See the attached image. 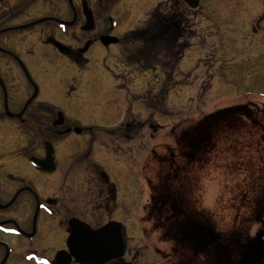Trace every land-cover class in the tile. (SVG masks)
Returning <instances> with one entry per match:
<instances>
[{
	"label": "flooded vegetation",
	"instance_id": "obj_1",
	"mask_svg": "<svg viewBox=\"0 0 264 264\" xmlns=\"http://www.w3.org/2000/svg\"><path fill=\"white\" fill-rule=\"evenodd\" d=\"M87 1L95 18L91 31L83 30L86 22L84 0H0V264H34L39 251L49 249L54 253L49 264H53L56 255L68 249L69 221L78 218L90 224L78 216L75 209H68L73 187L68 186L67 180L75 171H80L76 159L81 154L74 152L66 136L75 132L78 125L71 123L53 101L61 99L68 78L74 84L71 91L77 90L79 76L84 78L94 61L99 64L106 61L91 57V52L130 42L118 35L119 25H109L112 16L108 15L101 22L97 9ZM113 2L98 1L102 11L113 9ZM261 19H264V11ZM102 35L117 36L119 41L104 46L100 40ZM88 41L93 43L83 51ZM137 62L128 54L124 63L145 72ZM70 70L74 73L69 76ZM117 75L118 80L124 78ZM124 84L122 86L127 85ZM231 109L211 114L206 125L215 126L223 119L234 139L238 135L249 141L258 137L264 143V118L254 117L251 111L241 107ZM228 111L248 114L245 116L253 123L249 129L251 136L240 130L238 121L227 122L224 114ZM59 112L65 116L62 125L55 124ZM134 115L128 111L118 129L110 131L114 138L108 150L112 151V156L128 151L129 158L135 152L132 165L138 168L143 164L142 153H148L147 128L154 130L150 135L155 138L162 127L136 122ZM201 130L196 128L193 135ZM211 140L209 132L203 138L194 137L183 145L182 155L190 163L200 161L203 155L209 156L207 150L211 149ZM48 142L55 151V164L50 162L45 168L55 166L54 170L37 168L32 162L33 158L46 159ZM98 145L99 153H104V148ZM123 146H128L129 150ZM203 147L205 151L201 152ZM236 163L239 169V162ZM55 176L62 177L59 184L51 182ZM91 176L93 186L82 185L81 190H90L89 193L96 196L93 206L100 202L99 207L106 208L112 216L109 221L125 225L131 222L130 217L113 215L118 208V188L107 171L96 168ZM41 179L50 183L45 185L44 181L43 187L37 183ZM251 182L257 186L256 182ZM191 184L188 194L195 207L201 196L202 182L194 179ZM239 194L246 193L239 190V181H236L228 193L225 191L220 196L224 201L214 202L205 216L184 217L183 204L177 202L178 198L171 201L173 196L158 200L156 208L151 210L156 215L147 216L148 208L140 206L139 225L143 238L156 235L157 264H174L175 259H178L177 264H264V193L247 197L241 206ZM209 198L210 195H205L203 203ZM131 254L128 245L125 257L119 262L136 264L137 257L131 258Z\"/></svg>",
	"mask_w": 264,
	"mask_h": 264
},
{
	"label": "rangeland",
	"instance_id": "obj_2",
	"mask_svg": "<svg viewBox=\"0 0 264 264\" xmlns=\"http://www.w3.org/2000/svg\"><path fill=\"white\" fill-rule=\"evenodd\" d=\"M89 1L97 9L101 22L108 15L116 20L120 38L143 25L158 4L165 9L171 3L183 2L123 0L113 9L102 11L99 0ZM200 6L195 11L181 6L188 25L184 40L189 46L175 69L176 83L165 98L159 93L166 88L162 86L167 82L165 71L142 72L136 66L129 67L124 63L125 58L135 45L122 43L108 50L91 52V57L106 61L103 64L94 61L91 67H86L84 78L79 76L77 90L71 91L74 84L67 77L61 99L53 101L71 123L83 129L81 133L72 132L66 136L74 152L81 154L76 159L80 171H75L67 180L68 186L73 187L68 209H75L78 216L94 228L109 221L112 216L106 208L99 207L100 202L93 206L96 196L91 195L90 190H81L82 185L93 186V169L104 168L118 188V208L113 215L131 218L126 227L131 258L137 257L136 264H157L159 259L155 251L156 235L144 239L140 231V206L148 208L147 216L156 215L151 210L156 208L158 200L173 196L171 201L178 198L177 202L183 204L184 217L205 216L214 202L224 201L220 196L225 191L228 193L236 181H239V190L246 193L239 194V206L246 203L247 197L264 193V143L261 138L254 136L250 141L244 138L250 143L247 145L239 135L237 139L230 135L225 120L220 119L212 127L205 123L211 114L234 107L264 118V19H261L264 0H201ZM72 73L68 71L69 76ZM116 75L124 78L118 80ZM123 82L127 85L122 86ZM128 111L136 114V122L162 127L155 138L150 135L154 130L147 128L148 153H142L143 164L138 168L132 165L135 152L129 158L128 151L112 156V151L108 150L114 138L110 131L118 129ZM245 114L228 111L224 115L227 122L238 121L240 130L251 136L249 129L253 123ZM196 128L203 130L193 135ZM208 132L212 137L211 149L207 150L209 156L203 155L200 161L190 163L182 155L183 145L194 137L203 138ZM99 143L104 153H99ZM123 147L129 150L128 146ZM204 151L205 148H201V152ZM146 155L147 159L143 160ZM236 162H239V169ZM194 179L202 182L201 196L195 207L188 194ZM50 180L59 184L62 177ZM44 181L45 185L50 183L47 179L37 183L43 186ZM205 195L211 198L203 203ZM53 257L50 249L40 250L33 263L49 264ZM163 261L166 263L167 259ZM177 261L175 259L174 264Z\"/></svg>",
	"mask_w": 264,
	"mask_h": 264
},
{
	"label": "water",
	"instance_id": "obj_3",
	"mask_svg": "<svg viewBox=\"0 0 264 264\" xmlns=\"http://www.w3.org/2000/svg\"><path fill=\"white\" fill-rule=\"evenodd\" d=\"M191 9H197L200 6L201 0H184ZM84 14L86 22L83 30L90 31L95 27V18L93 10L89 7L88 1L84 0L83 3ZM112 26L115 27L116 22L111 19ZM119 39L111 35H102L101 42L105 46L112 43H118ZM93 41H88L83 51H86ZM65 118L62 112H59L58 119L55 124L62 125ZM78 133L81 129H76ZM48 155L45 160L33 158L37 168L54 170L56 167L45 168V164H55V151L51 143H47ZM70 235L67 240L68 251H60L53 264H71L73 258L80 264H107L115 259L122 258L127 251L128 235L127 228L124 224L117 221H110L104 226L94 229L86 222L72 218L69 221ZM111 264H132L113 262Z\"/></svg>",
	"mask_w": 264,
	"mask_h": 264
},
{
	"label": "trees",
	"instance_id": "obj_4",
	"mask_svg": "<svg viewBox=\"0 0 264 264\" xmlns=\"http://www.w3.org/2000/svg\"><path fill=\"white\" fill-rule=\"evenodd\" d=\"M118 1L114 0L113 3L116 4ZM181 6L187 7L182 1L179 5L171 3L165 9L162 4H158L148 14L143 25L138 26L125 36L126 42L135 45L134 50L128 54L138 61L137 63L143 71L147 72L150 69L165 71V81L167 82L163 83L162 86L166 88L159 91L164 98L168 96L176 83L174 79L175 74H177L175 69L178 68L185 49L189 46L184 40L188 25L185 12ZM166 67L170 69H166ZM149 106L153 107V105Z\"/></svg>",
	"mask_w": 264,
	"mask_h": 264
}]
</instances>
